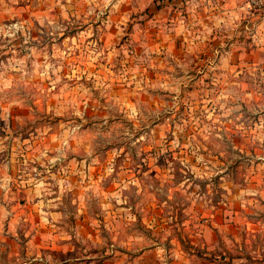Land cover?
I'll list each match as a JSON object with an SVG mask.
<instances>
[{
	"label": "clouds",
	"instance_id": "1",
	"mask_svg": "<svg viewBox=\"0 0 264 264\" xmlns=\"http://www.w3.org/2000/svg\"><path fill=\"white\" fill-rule=\"evenodd\" d=\"M0 264H264V0H0Z\"/></svg>",
	"mask_w": 264,
	"mask_h": 264
},
{
	"label": "rangeland",
	"instance_id": "2",
	"mask_svg": "<svg viewBox=\"0 0 264 264\" xmlns=\"http://www.w3.org/2000/svg\"><path fill=\"white\" fill-rule=\"evenodd\" d=\"M219 207H223V206L221 205V206H218V208H219ZM152 210H153V212L156 211L155 205H153V209H152ZM216 212H217V211H216ZM216 212H215V214H214L213 216H211V217H209L208 213H204V215H203V218H204V219H211V222H212L213 227H217V221H218V220H222V218H218V219H216V218L214 217V216H216ZM160 214L163 215V209H160ZM236 216H237V221H236L235 223H232V222H231V214L229 213L228 216H227V221H226V222H223L222 225H220L219 229H222L221 226H224V225L226 224V231H227L230 227H235V226H237V225H239V224H242L243 221H241V220L239 219L240 214L237 213ZM222 232H224V231L222 230ZM199 238H200L199 235H196L195 237H193L191 234L188 235V239H189V240L199 239ZM193 246H195V245H193ZM200 247L203 248V245H200ZM208 252L211 254V252H212L211 248L208 250ZM211 258H212L211 255H209V256H205V259H206V260L211 259Z\"/></svg>",
	"mask_w": 264,
	"mask_h": 264
},
{
	"label": "crops",
	"instance_id": "3",
	"mask_svg": "<svg viewBox=\"0 0 264 264\" xmlns=\"http://www.w3.org/2000/svg\"><path fill=\"white\" fill-rule=\"evenodd\" d=\"M222 208V207H219L217 209V212H216V216H214L216 219L218 218H222L223 222H226L227 221V216H228V212L226 210L224 211H220L219 209ZM237 214V213H236ZM249 229L251 228V225H248ZM222 229H219L221 232L222 230L223 231H226V224L224 226H221ZM208 243L211 244V239L208 240ZM210 249V248H209ZM208 249V250H209ZM55 251H58V252H63V251H66V250H63V249H55Z\"/></svg>",
	"mask_w": 264,
	"mask_h": 264
}]
</instances>
